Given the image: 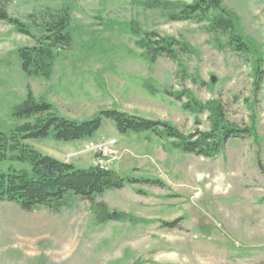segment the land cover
Segmentation results:
<instances>
[{"label": "rangeland", "instance_id": "obj_1", "mask_svg": "<svg viewBox=\"0 0 264 264\" xmlns=\"http://www.w3.org/2000/svg\"><path fill=\"white\" fill-rule=\"evenodd\" d=\"M147 2L11 0L9 15L35 38L0 20V131L35 122L14 113L31 91L68 119L83 122L118 109L171 123L185 135L210 129V114L197 103L218 101L228 121L253 135L230 139L213 157L186 153L165 135L122 134L110 119L79 140H59L53 129L46 138L28 139L78 169L93 166L97 143L116 139L120 154L108 168L133 182L95 200L127 218L101 222L91 201L72 191L58 210L25 211L0 201V264H264V0H224L251 53L233 50L206 22L172 20ZM65 12L71 41L55 47L51 76L28 75L20 49L34 46ZM147 33L153 40L173 38L178 55L152 61L141 42ZM183 44L189 48H178ZM190 102L195 110L185 107ZM31 168L12 153L0 162L4 172Z\"/></svg>", "mask_w": 264, "mask_h": 264}, {"label": "trees", "instance_id": "obj_2", "mask_svg": "<svg viewBox=\"0 0 264 264\" xmlns=\"http://www.w3.org/2000/svg\"><path fill=\"white\" fill-rule=\"evenodd\" d=\"M10 1L0 0V20L15 25L19 33L34 37L24 23L9 15L7 5ZM147 3L151 8L167 10L172 20L206 22L208 31L217 36H226V44L233 50L252 52L251 42L242 35L238 16L224 7V0H194L192 3L148 0ZM68 25V13H59L55 23L43 30V35L34 46L20 49L22 66L28 75L43 78L51 76L56 59L55 47H65L71 41ZM153 34L147 33L148 37L141 39L142 46L146 48V54L152 61L165 54L172 58L178 55L174 47L178 42L170 37L153 40ZM178 48L186 50L189 46L183 44ZM259 55L255 66L258 80L260 62L263 60L260 51ZM197 105L200 110H208L211 127L205 132L185 135L171 123L146 119L118 109L103 110L98 117L83 122L68 119L56 115L51 103L38 101L29 91L27 99L15 108L14 113L20 119L36 120L34 123L18 126L9 133L0 131V162L8 159L12 153L13 158L28 161L32 170L0 171V201L17 203L25 211H34L40 206L58 210L66 199V194L72 191L75 196L91 201L94 213L101 222L124 220L127 218L125 214L108 211L105 205L95 199L109 190L122 189L126 184L132 183V179H126L112 169L94 165L88 169H78L73 163L41 153L26 141L46 138L52 129L55 138L63 141L91 137L101 128L104 119H110L122 134L153 132L165 135L174 138L176 147L186 153L213 157L225 148L230 139L253 135L254 130L250 127L240 129L228 121L220 102L210 101L205 105ZM185 107L196 109L192 102L185 104Z\"/></svg>", "mask_w": 264, "mask_h": 264}, {"label": "built area", "instance_id": "obj_3", "mask_svg": "<svg viewBox=\"0 0 264 264\" xmlns=\"http://www.w3.org/2000/svg\"><path fill=\"white\" fill-rule=\"evenodd\" d=\"M92 152L94 154V165L102 169H104V167H111L120 154V151L117 148L116 139H109L97 143L94 147H92ZM70 157L71 156H69L68 159ZM99 157H107V164H99Z\"/></svg>", "mask_w": 264, "mask_h": 264}, {"label": "bare ground", "instance_id": "obj_4", "mask_svg": "<svg viewBox=\"0 0 264 264\" xmlns=\"http://www.w3.org/2000/svg\"><path fill=\"white\" fill-rule=\"evenodd\" d=\"M103 162H104V157H99V164H103ZM104 168H108V167H104Z\"/></svg>", "mask_w": 264, "mask_h": 264}, {"label": "water", "instance_id": "obj_5", "mask_svg": "<svg viewBox=\"0 0 264 264\" xmlns=\"http://www.w3.org/2000/svg\"><path fill=\"white\" fill-rule=\"evenodd\" d=\"M212 82H215V78H212Z\"/></svg>", "mask_w": 264, "mask_h": 264}]
</instances>
